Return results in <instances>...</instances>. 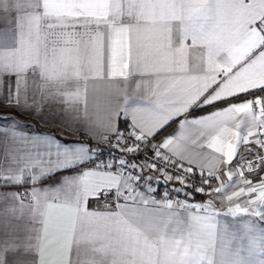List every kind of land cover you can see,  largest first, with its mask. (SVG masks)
Instances as JSON below:
<instances>
[{"label":"snow or ice","instance_id":"1","mask_svg":"<svg viewBox=\"0 0 264 264\" xmlns=\"http://www.w3.org/2000/svg\"><path fill=\"white\" fill-rule=\"evenodd\" d=\"M0 23V107L86 137L0 128V264H264V0H0Z\"/></svg>","mask_w":264,"mask_h":264},{"label":"crops","instance_id":"2","mask_svg":"<svg viewBox=\"0 0 264 264\" xmlns=\"http://www.w3.org/2000/svg\"><path fill=\"white\" fill-rule=\"evenodd\" d=\"M7 28V24L0 23V29ZM9 81L5 79L4 88L0 90V101H3L4 95H6L7 84ZM14 84V81H12ZM243 99V98H242ZM201 113H197L199 115ZM75 115V112L65 114L62 112L54 103L51 107H46L42 114H24L20 110L11 107H0V128L8 127L15 122V126H18L19 130L23 133L31 134L32 136L47 134L54 136L57 141L61 144H72L73 142L86 139L83 134V128L79 124L72 122V116ZM176 128V125L173 124L170 127L165 128L157 139H161L164 136H167L169 133L173 132ZM95 146L96 142H91ZM243 151V150H241ZM70 175L69 172H62L59 176H54L52 179L44 180L41 187L45 186H55V182L61 179L63 176ZM264 176V172L257 173L249 176V179H252L253 182L259 181L260 177ZM2 191V189H0ZM23 191V189H21ZM207 195V194H206ZM159 199V198H157ZM193 203H204V199L199 198L198 196L192 197L190 199ZM102 206V205H101ZM215 206L217 209L226 211V206L222 204L219 200H215ZM93 209L98 207L97 202L93 201L91 203ZM221 219L231 220V217H221ZM2 234H0V239H2Z\"/></svg>","mask_w":264,"mask_h":264},{"label":"built area","instance_id":"3","mask_svg":"<svg viewBox=\"0 0 264 264\" xmlns=\"http://www.w3.org/2000/svg\"><path fill=\"white\" fill-rule=\"evenodd\" d=\"M99 151L103 153V155L101 156V159H103V160H109V159L112 158V156L120 157L122 155V153L119 150L114 149V148H112L109 145H103V144L100 145ZM147 155L150 158L152 156V153L148 152ZM249 158H251V157H249ZM129 159H133V157H130ZM134 159L137 162H140V161L145 159V154L142 152L139 156L134 157ZM144 176L145 177L151 176L153 178L152 181H151L152 187H154V188H156L158 190L156 198H160V196L166 190L171 191V189L174 188V187H180L179 184H175V183H169V184L165 185L164 182H163V178L159 177V173H157L155 171H152L150 169L149 170H145ZM158 177L160 179L159 183L156 182ZM190 183H192L193 187L187 189V191L192 192V195L193 194H201V193H196L195 192V188L201 186L200 185V177H199L198 173L194 177H192L190 179ZM214 183H215V181H214ZM206 193H207V188H206V191H205L204 194H206ZM171 195H172V198H177V194L176 193H172ZM179 198L180 199H185V197L183 196V193L179 194ZM191 198H192V196L190 197V199Z\"/></svg>","mask_w":264,"mask_h":264},{"label":"trees","instance_id":"4","mask_svg":"<svg viewBox=\"0 0 264 264\" xmlns=\"http://www.w3.org/2000/svg\"><path fill=\"white\" fill-rule=\"evenodd\" d=\"M206 194H193L192 197L198 196L199 198L204 199Z\"/></svg>","mask_w":264,"mask_h":264},{"label":"water","instance_id":"5","mask_svg":"<svg viewBox=\"0 0 264 264\" xmlns=\"http://www.w3.org/2000/svg\"><path fill=\"white\" fill-rule=\"evenodd\" d=\"M212 197H210L209 195H205V197H204V201L206 202V201H208L209 199H211Z\"/></svg>","mask_w":264,"mask_h":264}]
</instances>
